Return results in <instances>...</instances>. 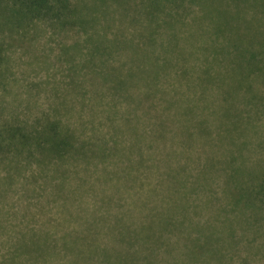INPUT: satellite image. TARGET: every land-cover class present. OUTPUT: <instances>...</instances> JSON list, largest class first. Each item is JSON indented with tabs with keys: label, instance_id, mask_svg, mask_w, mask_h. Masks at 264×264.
I'll return each instance as SVG.
<instances>
[{
	"label": "rangeland",
	"instance_id": "374dc122",
	"mask_svg": "<svg viewBox=\"0 0 264 264\" xmlns=\"http://www.w3.org/2000/svg\"><path fill=\"white\" fill-rule=\"evenodd\" d=\"M187 1L183 21L156 29L159 37L150 49L158 72L150 78L141 71L134 78L136 97L151 95L130 115L129 105L119 104L109 82L99 86L102 77L97 72L107 73L110 81L115 69L131 81V68H143L144 63L133 65L128 43L132 38L136 43L144 32L133 23L134 11L125 17L123 12L97 10L92 14L99 22L68 34L39 23L28 47L19 42L5 46L0 125L33 126L56 119L74 131L80 143L106 142L119 151L91 159L76 154L63 165L0 155V264H73L75 258L83 264L75 247L67 250L63 245L73 239L76 248L92 249L91 264H108L106 250L124 247L115 240L122 221L117 225L111 218L119 214L125 228L142 237L151 229L164 235L163 245L153 241L145 247H158L161 261L169 258L162 264H264V211L243 204L238 209L232 195L234 185L251 173L259 185L264 167V73L256 69H264V0H220L222 10L226 4L227 14L235 19L236 34L242 38L237 45L231 39L238 37L218 28L200 0ZM134 2L140 0H125L124 5L132 7ZM172 34L177 39L174 50L168 46ZM119 38H125L126 46L118 48ZM101 39L108 42L106 51H95L90 58ZM244 51L253 69L240 74L234 58ZM232 72L234 80L248 72L249 87L233 91V80L226 77ZM145 82L149 88L142 87ZM132 119L138 132L131 129ZM58 163L60 168L52 171ZM105 197L114 202L105 206ZM167 208L184 218L182 231L169 234L179 241L172 238L178 246L174 253L168 234L159 230ZM94 212L100 218L97 227ZM254 216L261 218L254 221ZM21 233L36 242L43 236L42 250L17 253ZM207 235L215 240H206ZM188 237L201 248L189 244L185 249Z\"/></svg>",
	"mask_w": 264,
	"mask_h": 264
},
{
	"label": "trees",
	"instance_id": "16d2710c",
	"mask_svg": "<svg viewBox=\"0 0 264 264\" xmlns=\"http://www.w3.org/2000/svg\"><path fill=\"white\" fill-rule=\"evenodd\" d=\"M129 1V0H128ZM201 4H203L205 9V15H207L212 22L216 24V26L224 31H229V33L235 35L237 38L231 39L234 42V45H237V42L241 43L240 35L236 34V28L234 26V17L227 14L228 9H226V4L224 5V9L222 10V6L220 0H200ZM227 1V0H226ZM125 0H0V78L4 77L3 63L6 61L5 54V46L8 43L19 42L22 43L23 46H27L32 42V39H35L37 32L38 24L43 23L47 28H51L53 31L58 30L61 31L62 34H68L72 30H87L89 25L93 26L97 22H99V18L93 16V12L103 9L105 13H117L123 12L125 17L131 15L134 11V15H131L133 18V23L138 24L143 28L144 32H141L140 38L135 40L132 38V41L128 42L129 46L132 48V63L143 64V68L140 66H134V69L131 68L129 72V76L131 77V81L129 79L124 78L122 74L117 71L112 74V78L108 81V74L98 71L97 74L102 77V82L99 83L101 87H107V83H110V90H113V95L118 97L119 104H127L129 105L128 114L130 115L133 111L138 109L140 105L143 104V101L147 100L151 93L146 92L143 96L136 97L132 89L135 86L134 78L139 75L141 71H145L150 78L156 77L159 65L154 59V55H152L153 48L156 46V38L159 37V34L156 32V29H161L165 25H172L171 22L178 23L183 21L182 14L188 10L190 5L187 0H140L139 4L134 2L135 5L130 4L124 5ZM110 3V4H109ZM126 14V15H125ZM179 19V21H178ZM240 28H238V32L240 33ZM145 36V37H143ZM125 38H119L116 40V44L118 48H121L123 43L126 46V42H124ZM144 40L145 44H144ZM91 41H94L91 39ZM163 41V40H162ZM237 41V42H236ZM105 39H101L99 44L95 43L97 47L91 54L90 58H94V52L96 53L102 51H106ZM177 42L176 36L172 34V38L168 43L169 47H172V50L176 49L175 43ZM108 43V42H107ZM75 47L77 49L81 46L79 40L75 42ZM68 48V47H67ZM171 50V51H172ZM248 51H244L241 55L239 53V57L236 56L234 61L238 65L235 69H237L240 74L242 71H247L249 69H253L252 62L245 60V56ZM168 53L170 50L168 48ZM230 54V52L228 51ZM231 55V54H230ZM177 57L181 58L180 51L178 52ZM245 61H243V60ZM153 60V61H152ZM165 63L171 65L170 60L166 57ZM242 69V70H241ZM247 69V70H243ZM259 72L264 73V69L261 67H256ZM255 69V70H256ZM233 71V70H231ZM185 73V70H184ZM232 74H226L228 79L233 80L231 82L232 90H240L244 87V85L249 87L248 77L249 73L244 72L242 78L238 80H234L232 78ZM247 82V83H246ZM130 85V86H129ZM140 87V85H137ZM142 87H150V84L145 82ZM141 88V87H140ZM114 104H117V100H114ZM114 108L112 105L109 107V111L112 112ZM115 109H118L115 106ZM148 107H145L144 115L148 112ZM129 118V116H128ZM130 119V118H129ZM136 120L139 124H143V120L141 122V117H136ZM131 129L135 132H138V123L133 119L130 121ZM164 126L169 129V123L163 122ZM159 125V126H163ZM105 142V141H104ZM93 146V147H92ZM118 152V148H111L106 142L102 143V145H97L94 143L93 145L85 144L83 141L80 143V139L77 138V135L74 131L63 127L60 120H46L45 123H36L33 126H28V124H11L9 122H5L0 125V155L3 158H9L11 156L19 157V159L24 160H35L40 165H49L54 162H59L63 165V163H67L74 155L81 154L85 157H104L108 156L110 153ZM89 154V155H88ZM91 159V158H90ZM29 162V161H28ZM59 163L56 166H51L52 171H57L60 168ZM62 168V166H61ZM249 172L246 174L248 176ZM252 177H248V180H243L234 185L232 189L233 199L235 201V205L238 209H242L239 207L247 206L254 208L255 211H264V167L261 172V180L260 184L255 185L254 179H256L251 173ZM111 202H114L112 197H105L103 199V204L108 206ZM256 202H260L261 206L256 205ZM243 204V205H241ZM175 207L181 211L182 206L176 204ZM108 209V208H107ZM172 208L165 209L164 216L161 218V224L164 227L159 226L160 232H166L168 234L167 241L172 243V238H175L174 242L178 243V239L175 235L173 237L169 234H174L177 229L178 232H181V226L183 225L184 218L176 217ZM105 214H108L107 212ZM93 215V223L97 227V219L99 215L92 213ZM111 218H116V222L122 221V228L117 230L118 235L115 237L116 241H120L124 243L123 249L116 252H108L106 250V262L108 264H162L164 261L167 262L164 258V261H161L158 257V247L145 248L149 245L150 242H156L158 246L163 245L162 234L158 236L157 232H154L151 229L150 234H146L145 236H141L138 233H134L127 228H125V223L122 220V216L116 215ZM254 221L259 220L261 217L256 218L253 217ZM160 224V223H159ZM90 229V227H88ZM233 231V230H232ZM71 233H68V236ZM67 236V237H68ZM171 237V240L169 239ZM43 236H39V240L36 242L35 239H26V235L21 233L19 235V242L16 246V252L34 254L42 250L39 242L43 239ZM193 237H188L186 239V243L183 244L185 249L187 245H193V249L197 250L198 247L201 248V244L199 242L190 241ZM201 239V238H200ZM206 240H211V243L215 240L213 236L207 235L205 236ZM203 239H201L202 241ZM141 241L142 243L139 247H135L136 244ZM174 246V250L172 252L178 251V246L172 243ZM63 245L66 246L67 250L73 249L84 258L83 264H91V259L94 254L92 249L89 247H85L83 245L76 248L75 239H73L70 243L64 240ZM125 250V251H124ZM182 251V250H181ZM180 249H179V259H180ZM77 256V255H76ZM176 257V255H174ZM95 259V258H94ZM79 258H75L73 260V264H78ZM187 260V259H186ZM95 261V260H94ZM185 261V259H184ZM170 262V261H168ZM190 262V258H189ZM185 262H181L183 264ZM95 264L96 261H95ZM189 264V263H188Z\"/></svg>",
	"mask_w": 264,
	"mask_h": 264
}]
</instances>
